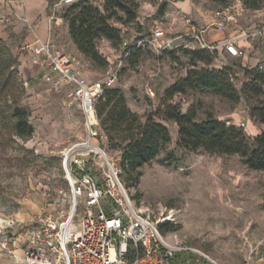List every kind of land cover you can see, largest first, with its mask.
I'll return each instance as SVG.
<instances>
[{"label": "rangeland", "instance_id": "374dc122", "mask_svg": "<svg viewBox=\"0 0 264 264\" xmlns=\"http://www.w3.org/2000/svg\"><path fill=\"white\" fill-rule=\"evenodd\" d=\"M86 1L98 7L104 2ZM135 1L138 8L134 21L127 22L121 12L110 21L121 29L125 39L145 37L159 24L173 33L183 32L185 16L200 28H212L208 22L215 10L242 2L167 0L164 13L159 14L158 0ZM179 1L185 3V7H180ZM69 7L59 4L53 8L54 14H50L57 38L65 50L76 57L79 68L88 70L93 79H100L108 69V59L115 60L112 55L121 53L120 42L113 44L104 38L97 41V50L106 65L93 63L78 50L77 53L71 51V45L64 38L62 20H58L63 19ZM255 11H248L238 18L246 31L262 28L264 0L261 8ZM0 39L16 59L9 69H5V76L0 77V227L4 236L16 240V247L20 248L44 216H66L70 211L69 183L62 167L63 151L70 144L81 141L86 131L79 106L68 104L62 92L52 90L41 80L43 67L32 62L34 57L1 36ZM186 44L190 47H185ZM193 48H199V45L191 40H177L173 48L160 55L144 47L123 63L112 89L122 92L127 106L141 122L152 115L164 124L169 130L170 142L155 159L139 169L137 178L135 173L122 172L120 181L137 207L157 222L163 236L217 263L241 264L252 248L264 244V171L249 168L236 154L193 152L181 147L177 142L176 123L163 119L161 113L165 90L184 78L192 68L184 49ZM217 53L213 66L230 69L234 87L240 93L239 102H230L204 89L176 94L168 102L177 105L182 113L194 111L197 121L212 114L238 127L241 120H247L243 130L252 138L264 132V122L254 113L264 109V85L251 79L254 70L264 67V32L251 40V47L245 49L244 57H232L224 51ZM147 87L153 89L154 97L146 95ZM6 89L30 111L29 122L34 132L27 139L13 133L10 101L6 102L4 97ZM116 144L117 140L110 142L105 136L101 146L120 166L121 152ZM91 172L100 176L101 169L91 166ZM165 224L169 227L162 229ZM7 263V256L1 254L0 264Z\"/></svg>", "mask_w": 264, "mask_h": 264}, {"label": "built area", "instance_id": "2783aa9c", "mask_svg": "<svg viewBox=\"0 0 264 264\" xmlns=\"http://www.w3.org/2000/svg\"><path fill=\"white\" fill-rule=\"evenodd\" d=\"M79 1L60 0L59 4L70 6ZM248 11L242 2L228 4L213 12L208 26L222 28ZM184 25L180 33L159 24L145 37L122 38L121 53L112 55L115 60L108 59L105 75L97 80L88 70L79 68L72 55L49 42L37 38L36 47L28 42L20 46L21 51L35 49L40 55L36 63L43 67L41 80L52 90L62 92L68 104L79 106L86 136L63 151L70 211L66 216H44L20 248L16 247V240L4 236L0 227V250L7 256V264H220L163 236L157 222L137 207L120 181V166L101 146L105 134L96 113V101L104 89L114 86L123 63L144 47L160 55L173 48L177 40H191L199 48L222 47L232 57L243 56L234 39L222 44L207 43L203 37L205 28H200L189 16L184 17ZM263 32L264 23L261 29L246 36L258 37ZM145 93L150 98L155 96L150 87ZM238 126L246 129L247 120H241ZM91 166L101 169L100 176L91 172ZM241 264H264V244L252 248Z\"/></svg>", "mask_w": 264, "mask_h": 264}, {"label": "trees", "instance_id": "16d2710c", "mask_svg": "<svg viewBox=\"0 0 264 264\" xmlns=\"http://www.w3.org/2000/svg\"><path fill=\"white\" fill-rule=\"evenodd\" d=\"M166 1L158 0L159 14L164 13ZM242 2L250 11L259 10L262 6V0ZM137 8L135 0H104L102 7L82 0L70 5L62 18L67 21L68 33L76 49L93 63L106 65V60L97 50V41L104 38L113 44L121 43V29L113 26L110 21L121 12L127 22H132L136 18ZM217 52L216 49L207 48L184 49L192 68L184 78L165 90L162 117L176 123L177 142L181 147L193 152L203 150L212 154H236L249 168L264 171V132L250 138L239 126L227 124L212 114H207L205 119L197 121L194 111L182 113L177 105L168 102L176 94H185L196 89L208 90L233 103L239 102L240 93L234 87L230 69L213 66ZM15 62L14 55L0 39V77L5 76V71ZM198 63L201 66H197ZM251 77L252 81L264 85V67L254 70ZM4 97L6 102L10 101L8 107L14 135L21 139L29 138L34 132L29 122V109L20 105L9 89L4 91ZM96 113L105 136L110 142L117 140L115 147L121 152V173H135L137 178L140 175L139 169L155 159L170 142L167 127L156 121L152 115H148L145 121L141 122L137 114L129 109L119 89H104L96 101ZM254 113L264 122V109L255 110ZM168 227V224L161 226L162 229Z\"/></svg>", "mask_w": 264, "mask_h": 264}, {"label": "crops", "instance_id": "0c3cea01", "mask_svg": "<svg viewBox=\"0 0 264 264\" xmlns=\"http://www.w3.org/2000/svg\"><path fill=\"white\" fill-rule=\"evenodd\" d=\"M57 5L59 3L54 0H0V36L5 41H9L18 47L24 42L31 43L33 47H36L38 38L40 42H49L53 47L68 53L57 38L53 15H50L51 12L54 14L55 10L53 8L57 7ZM178 5L185 7L186 4L179 1ZM188 8L190 7L188 6ZM58 20H62L65 31L64 38L71 45V51H76L77 53V49L68 33L67 22L63 19ZM238 20L230 22L222 28H205L204 40L207 43L222 44L226 40L234 39L237 46L243 50L244 54L242 57H244L245 49L251 47V40L256 38L248 37L246 34L254 33L256 30L246 31ZM218 51L220 53L225 52L222 47ZM28 52L34 57L32 62L42 68L40 64L36 63V59L40 55L35 49ZM69 54L72 55L71 53ZM73 57L77 61L76 57ZM77 63L79 64L78 61Z\"/></svg>", "mask_w": 264, "mask_h": 264}]
</instances>
